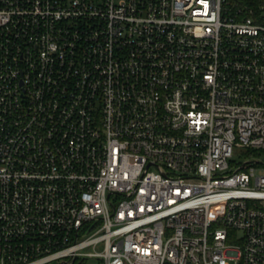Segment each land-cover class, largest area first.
<instances>
[{"label":"built area","instance_id":"obj_1","mask_svg":"<svg viewBox=\"0 0 264 264\" xmlns=\"http://www.w3.org/2000/svg\"><path fill=\"white\" fill-rule=\"evenodd\" d=\"M263 155L264 0H0V264H264Z\"/></svg>","mask_w":264,"mask_h":264},{"label":"rangeland","instance_id":"obj_2","mask_svg":"<svg viewBox=\"0 0 264 264\" xmlns=\"http://www.w3.org/2000/svg\"><path fill=\"white\" fill-rule=\"evenodd\" d=\"M254 157H255V153L247 152V153L240 154L236 152L233 159L236 160L237 162H240V161H244L245 159H252ZM263 158H264V155H263ZM258 173L264 174V166L258 170ZM47 264H60V263L57 261H53ZM75 264H99V262L95 258H87L86 260L81 261L80 263L76 262Z\"/></svg>","mask_w":264,"mask_h":264}]
</instances>
